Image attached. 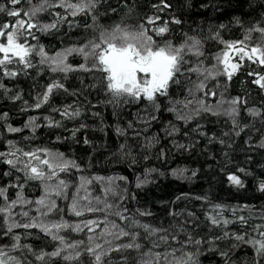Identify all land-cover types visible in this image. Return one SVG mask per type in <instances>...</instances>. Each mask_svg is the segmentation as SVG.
<instances>
[{"label":"snow or ice","instance_id":"6c2138e0","mask_svg":"<svg viewBox=\"0 0 264 264\" xmlns=\"http://www.w3.org/2000/svg\"><path fill=\"white\" fill-rule=\"evenodd\" d=\"M25 2L29 5L27 9L21 6V0H7V3H0V15L4 17L0 20V76L11 80L22 74L29 75V70H35L37 75H42L47 70L50 82L46 83L42 92L35 96L32 105L23 99V91L18 88H9L0 81V90L8 100L21 101L22 111L29 107L41 109L42 106L48 105L51 112L59 114L61 119L55 120L51 115L44 116L47 127L61 128L64 127L63 121H74L82 116V106L77 103H64L59 107L51 105L55 93H63L65 96H73L77 99L83 93V88L70 91L65 86L70 73L91 75L92 83H89L87 88L100 90L107 97L104 102L112 105L114 111L121 105L143 102L145 107L140 111L145 115H140L138 112L136 120L145 126L158 118L161 98H169L168 104L171 106L167 110L174 113L178 121L185 123L200 116L201 112H210L213 115L223 113L231 118V132H223L220 137L213 133L208 139L209 143L218 141L227 148H231L232 144L224 137L240 136L241 132L249 127L247 124L241 127L237 122L236 117L240 114L241 106L247 108L248 114L252 117H264V109L247 107L246 95L243 97L238 95L230 101L223 99L224 92L227 91L233 77L241 73L249 77L251 84L264 93V27L259 24L249 28L243 40L226 41L218 31L213 33L211 28L207 37L199 33L189 35L188 32H181L179 38L174 39L172 26L182 25L183 22L171 14L173 5L170 0H148L146 6L138 3L137 0H116L114 5L111 0H38L37 3H33V0H25ZM141 9L143 13L136 16V23H129L128 20L133 14H137ZM50 10L52 20L42 23L39 19L40 15ZM82 15L91 20V23H84L85 32L93 33L90 37H83V42L73 41L54 49L50 54L35 34V32L54 34L65 24L68 32H71L72 29L81 27L78 17ZM111 15L120 18L109 25L101 23V19H110ZM219 27L223 28L224 25ZM253 33L259 34V38L255 41L252 39ZM210 39L219 41L223 47L218 52L210 53L214 62L206 63L209 57L205 54V43ZM30 40L35 43H30ZM61 44H63L62 40ZM75 55H79L83 62L69 63V57ZM33 56L37 58L35 63L32 60ZM252 65L258 66L261 70L252 68ZM56 76H61L65 82H61V79L55 78ZM222 77L226 78L223 86L220 84ZM80 83L83 85L84 81L81 79ZM182 84L192 100L182 102L170 98V88L180 87ZM209 84H212V87H209ZM220 88L223 89L220 92L221 102H218L215 109L212 105H206L204 100H196L198 93H202L205 98L215 97L216 89ZM193 100H196L198 106L191 108L189 113H184L183 108H189ZM223 103H227L228 107L224 108ZM88 104L90 105L91 102L89 101ZM177 105H181V108ZM92 116L99 117L100 113L92 112ZM8 118L9 112L0 113V121L5 122L4 126L8 133H19L23 130L8 124ZM38 119L39 117L29 116L23 127L31 128L35 133L41 126L36 123ZM133 125L134 121H128L127 129H133ZM86 127V124L80 123L78 127L70 129L72 139L76 140L77 133ZM201 129L202 125L198 123L193 131L198 132L201 137L208 136V133ZM116 131L119 135H126V129L119 126ZM165 131L168 135H173L179 133V128L170 123V127ZM139 134L137 131L136 135ZM184 135L187 137L188 133L185 132ZM56 139L60 141L62 137L57 136ZM145 139L146 147L149 148L153 147L154 143H158L155 136ZM197 142L179 144L173 140V144L178 149L184 150H192ZM83 143L89 144L90 141L84 137ZM119 147L121 155L132 156L130 151H124L125 144ZM248 147L253 145L249 143ZM259 147L264 149V139L260 141ZM7 148V151H0V161L9 169L2 175L15 176V181L0 187V197L3 198V204L0 205V218L4 225L3 235L11 238L10 244L0 245V264H34V262L51 264L53 258L58 257H62L64 261H76L82 264L83 256L89 258L90 264H128L127 256L122 255L118 262L113 261L111 256L113 253L121 254L128 250L140 252L143 247L139 242L141 230L147 238L158 236L159 241L165 244L169 243L171 237V240L180 247H173L170 252H153L152 249L159 247V244L152 240V248L142 253L143 257L150 259H141L138 264H160L161 260L165 264H201L200 257L205 255L218 256L220 264H237L233 259V253L240 244H248L255 249L252 264H264V224L252 225V232L256 233V236H252L247 231L229 230L230 225L237 223L244 228L248 226L251 214L246 218L238 213L242 208H250L249 205H243L242 208L230 207L212 203L207 197H195L207 203L206 208L202 206L199 209L203 219L197 215L196 210L173 209L168 213L171 220L175 221L178 217L184 219L178 225L170 223L168 228L157 227L142 223L135 216L127 214L128 209L122 202L128 198V190L120 188L113 177L95 176L88 179L81 175L78 177V183L71 184L60 178V174L69 173L71 170L83 172L84 169L74 159L66 157L63 152L53 151L47 147L24 151L17 147L13 140L7 141ZM164 155V151L161 150L158 158ZM224 155L227 157L228 153L224 152ZM248 159L251 160L252 157L249 156ZM132 162H136L135 157H132ZM157 171L155 168L146 169L144 179L136 177V187L140 188L150 183L147 177ZM188 171L187 168H176L172 169L171 175L187 178L185 173ZM197 171L193 170L191 175L196 176ZM159 174L165 175L163 172ZM249 175L251 173L246 168L238 166L236 172L227 175V180L235 187L244 188L245 182L242 176ZM119 179L127 180L126 177ZM93 180L106 182V186L102 188L104 200L99 196L90 199L89 186ZM30 181L38 182L42 189L41 195L35 200L26 198L23 192L25 185ZM10 188L16 189L14 199L8 196ZM258 190L264 192V179L259 181ZM81 192L84 194L81 195ZM109 194L121 203L116 205L108 203ZM184 198L186 197L177 196L176 200L181 201ZM59 199L70 201L69 211L75 217L81 218L78 223L69 224L63 217L58 220L48 219L54 212H63L57 204ZM100 204H103V208L98 207ZM17 208L20 210L16 211ZM113 209L115 210L112 211ZM33 211L36 215H31ZM226 211L231 213L232 219L224 215ZM97 212L104 213L103 220L84 219L86 214ZM137 213L141 217L152 216L150 211L137 209ZM112 215L122 223L110 221L108 217ZM16 217H20V220ZM260 218L264 220V214ZM101 225L103 228L99 236L105 238L103 244L96 242L94 237L96 229ZM189 227L191 230H188ZM68 228L78 233L86 229L88 243L84 240L66 242L65 237L60 233ZM16 229H24L28 234L31 229H39L50 236L52 241H58V246L51 252H46L43 248L37 251L31 244L21 243L22 237L14 232ZM169 229L172 231L169 232ZM201 229H206L205 234L196 238L194 233L198 235ZM181 235L184 237L183 240L180 239ZM108 236H111L112 240L106 239ZM122 240L127 242L120 243L119 241ZM189 246L194 247L195 251H184ZM177 252L181 253L179 257L176 256ZM29 256L33 259H29ZM169 256L173 258L172 261L168 260Z\"/></svg>","mask_w":264,"mask_h":264},{"label":"trees","instance_id":"16d2710c","mask_svg":"<svg viewBox=\"0 0 264 264\" xmlns=\"http://www.w3.org/2000/svg\"><path fill=\"white\" fill-rule=\"evenodd\" d=\"M37 2L38 0H33V3ZM137 2L145 6L148 4V0H137ZM170 2L173 5L171 14L183 22L182 25L172 26L175 33L174 39H178L181 32H188L189 35L199 33L201 36L207 37L210 35L209 29L211 28L213 33L218 31L220 36L226 41L243 40L249 28L257 24L264 27V0H170ZM0 3H7V0H0ZM111 3L114 5L116 0H111ZM21 6L25 9L29 7L25 0H21ZM56 10L59 11V9ZM142 13L143 9L139 10L137 14H133V17L128 22L136 23V16L138 14L142 15ZM52 18L51 10L41 14L39 17L42 23H48ZM119 18V16L111 15L110 19H101V23L109 25L114 21H118ZM3 19L4 17L0 15V20ZM78 19L81 27L74 28L71 32H68L67 24H65L59 32L54 34H41L39 32H35V34L39 37L40 43L45 45L46 50L51 54L54 49L66 46L77 40L83 42V37L93 35L90 31L85 32L83 28L84 23H91V20L83 15L78 17ZM220 25H224V27L220 28ZM258 38V33L252 34L253 41ZM61 40L63 44H61ZM30 43H35V41L30 40ZM222 47L217 40H207L205 43V54L209 59L206 63L214 62L210 53L218 52ZM32 60L35 63L37 58L33 56ZM81 62L83 61L79 55L69 57V63L77 64ZM252 68L261 70L256 65H252ZM29 73L27 76L22 74L11 80L0 76V81L9 88L22 90L23 99L27 100L29 105H32L35 96L42 92L45 84L50 82V80L47 70L42 75H37L35 70H29ZM55 78L65 82L61 76H56ZM81 79L84 81L83 85L80 83ZM193 79H195V76H193ZM225 79L223 77L220 79L222 86L225 84ZM241 81H247V83L242 84ZM89 83H92L91 75L70 73L65 86L70 91L83 88V93L79 96V99L73 96H65L63 93L54 94L51 99L52 106L59 107L64 103H77L82 106V116L74 121H63L64 127L61 128L46 126V122L43 119L44 116L51 115L55 120L61 119L59 114L51 112L48 105L42 106L41 109L29 107L22 111L23 105L21 101L12 102L8 100L3 95L2 90H0V113L9 112L7 123L13 127L23 129L19 133H8L4 126L5 122L0 121V151H7V141L13 140L16 142L17 147L24 151L37 147H47L53 151L63 152L66 157L74 159L84 171L71 170L69 173H61L60 178L71 184H76L78 183V177L81 175L88 179L95 176L113 177L120 188H127L128 190V198L122 202L123 206L128 209L127 214L135 216L142 223H149L157 227L168 228L170 223L178 225L184 219L183 217H178L175 221L171 220L168 213L173 209L176 211H181L185 208L196 210L197 215H200L201 219H203L199 209L202 206L206 208L207 203L197 200L195 197H207L212 203L230 207L242 208L243 205H249L250 208H242V211L238 213L246 218H249L251 214L248 226L244 228L237 223L230 225L229 230L237 232L247 231L252 236H256V233L252 232V225L264 224V220L260 218L264 214V192L258 190L259 181L264 179V149L259 147L260 141L264 139V122H262L264 117H252L248 114L247 108L241 106L240 114L236 117L237 122L241 127L245 124L249 125V127L244 132H241L240 136L231 135L230 137H224L228 143L232 144L231 148H227L218 141L209 143L208 139L213 133L220 137L223 132H231V118L223 113L213 115L210 112H201L200 116L185 123L184 121H178L176 115L167 110L171 106L168 104L169 98H161V108L159 113H157L158 118L152 121L150 125L145 126L136 120L138 112H140V115H145L140 111L145 107L143 102L121 105L114 111L112 105L104 102L107 97L100 90L87 88ZM209 87H212V84H209ZM222 90V88L216 89L217 95L215 97L208 96L205 98L202 93H198L196 94V100H204L206 105H212L215 109L218 102H221L220 92ZM169 92L170 98L174 101L186 102V100H192V97L187 95L186 87L183 84L180 87L173 86ZM238 95L247 96L248 108L264 109V93L258 87L252 85L250 78L243 73L233 77L227 91L224 92L223 99L224 101H230ZM196 100H193L189 108H183V112L189 113L191 108L197 107ZM89 101L91 102L90 105L88 104ZM177 107L181 108V105H177ZM223 107L227 108L228 104L223 103ZM92 112H99L100 116L94 117ZM29 116L39 117L36 123L41 126L36 129L35 133L31 131V128L23 127ZM128 121H134L133 129H127ZM80 123L86 124L87 127L81 129L77 133L76 140H73L70 129L78 127ZM170 123L172 126L179 128V133L167 134L165 129L170 127ZM198 123L202 125L201 131L207 132L208 136L201 137L198 132L193 131ZM117 126L126 129V135L117 134ZM137 131H139V135H136ZM185 132L188 133L187 137L184 135ZM57 136H61L62 139L57 141ZM153 136L157 137L158 143H154L151 148L146 147L145 138ZM63 137H67V139H63ZM84 137L88 138L89 144L83 143ZM249 137H251L250 141ZM173 140L179 144H188L190 141L198 142L192 150H184L178 149L173 144ZM249 143L253 147H248ZM122 144L126 145L124 151L131 152V157L121 155L119 146ZM161 150L164 151L165 155L158 158ZM224 152L228 153L227 157ZM145 156L148 158L145 159ZM249 156L252 157L251 160L248 159ZM132 157H135V163L132 162ZM238 166L246 168L251 173L247 177L242 176L245 182L244 188L235 187L227 180V175L236 172ZM151 168H155L158 171L151 173L147 177L150 183L137 188L136 177L139 176L144 179L145 170ZM176 168H187L189 170L185 173L187 178L172 176L171 171ZM8 170V166L0 161V187L15 181V176L7 177L2 175L3 172ZM193 170H198L197 175L194 177L191 175ZM160 172L165 173V175H160ZM16 174L20 175V173ZM120 177H126L127 180H121L119 179ZM104 186H106V182L93 180L89 186L90 199L99 196L101 200H104L105 197L102 194ZM15 191L16 189L12 188L8 190L10 199L15 198ZM23 192L26 198L35 200L41 195L42 189L38 182L30 181L25 185ZM83 194L81 192V195ZM177 196H185L186 198L177 201ZM107 202L113 205L121 203L111 194L107 197ZM69 203L70 201L63 199L57 200V204L63 209V212H54L48 219L58 220L63 217L69 224L78 223L81 218L75 217L69 211ZM95 203L93 199V204L95 205ZM2 204L3 198L0 197V205ZM32 207L34 208L35 206L33 205ZM98 207L103 208V204L98 205ZM137 209L150 211L152 216L141 217L138 215ZM19 210V208L16 209V211ZM31 215H36L35 211ZM224 215L230 219L233 218L228 211ZM16 219L20 220V217H16ZM84 219L103 220L104 213L86 214ZM108 219L118 224L122 223L114 215L109 216ZM102 228L103 225L97 228L94 233L96 242L101 244L104 243L105 239L99 236ZM3 229L4 225L2 218H0V245L10 244L11 238L3 235ZM188 230H191V227ZM171 231L172 229H169V232ZM205 231L206 229H201L198 235L195 233L194 235L199 238L200 235L205 234ZM14 232L21 235L22 244H31L37 251L43 248L44 251L51 252L58 246V241H52L50 236H47L39 229H31L30 234L25 233L24 229H16ZM60 234L65 237L68 243L77 240H84L85 243H88L86 229L78 233L68 228ZM106 239L112 240V237L108 236ZM180 239H184L183 235H181ZM152 240L157 241L159 244V247L152 249L153 252H170L173 247H180L179 244L171 240V237H169V243L165 244L159 241L158 236L151 237V239L147 238L141 230L139 242L143 247L140 252L128 250L121 254L113 253L111 259L118 262L121 260L122 255L127 256L128 264H138L141 259H150V257H143L142 253L152 248ZM119 242L124 243L127 241L122 240ZM221 246L223 247L224 245ZM184 251H195V248L189 246ZM180 255V252L176 253L177 257ZM254 256L255 249L248 244H240L233 253V259L237 261V264H252ZM28 258L33 259L31 256ZM172 259L171 256L168 257L169 261H172ZM81 260L82 264H90L87 256H83ZM200 260L201 264H220L218 256L205 255L201 256ZM51 264H78V262L64 261L62 257H58L53 258ZM160 264H165V262L161 260Z\"/></svg>","mask_w":264,"mask_h":264}]
</instances>
